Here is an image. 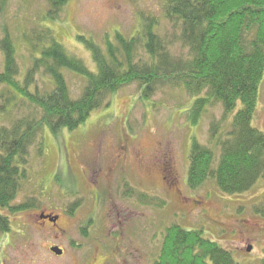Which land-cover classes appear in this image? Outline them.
I'll list each match as a JSON object with an SVG mask.
<instances>
[{
  "label": "rangeland",
  "instance_id": "obj_1",
  "mask_svg": "<svg viewBox=\"0 0 264 264\" xmlns=\"http://www.w3.org/2000/svg\"><path fill=\"white\" fill-rule=\"evenodd\" d=\"M4 1L0 71L6 28L17 50L20 80L33 63L28 41L34 36L35 42V33L42 28H50L70 54L92 69L96 63L78 40L80 35L105 49L107 37L117 43L118 32L135 36L150 15L161 17L163 35L177 32L161 16L164 0H67L56 20L46 18L49 0ZM170 52L188 54L180 42L171 43ZM65 76L71 96L78 99L85 79L69 70ZM32 82V89L38 85L42 94L53 86L39 71ZM8 93L1 85L0 108L5 109L0 110V128L9 127L12 120L41 116L38 107ZM194 102L184 89L170 86H161L150 100L144 99L138 83H133L108 96L107 104L75 131L55 134L46 127L37 132L27 156V179L21 180L10 208L31 199L33 205L19 212L9 207L0 210L10 221V230L0 232V264H153L165 229L174 223L202 231L205 238L230 250L236 264H263L264 179L241 195L223 194L213 178L195 189L188 186L194 137L213 149L218 161L220 147L211 141L210 131L224 116L222 104L216 103L194 123L188 118ZM241 105L240 101L221 124L219 137H226ZM253 125L264 132V79ZM127 186L154 198L142 202L138 195L127 193ZM161 199L166 205L156 207L154 202ZM42 213L57 215L59 220L44 221ZM51 245L64 254H53Z\"/></svg>",
  "mask_w": 264,
  "mask_h": 264
},
{
  "label": "trees",
  "instance_id": "obj_2",
  "mask_svg": "<svg viewBox=\"0 0 264 264\" xmlns=\"http://www.w3.org/2000/svg\"><path fill=\"white\" fill-rule=\"evenodd\" d=\"M66 1L49 0L46 18L59 19ZM4 2L0 0V14ZM161 16L177 32L163 35L161 17L150 15L143 19L142 28L135 36L118 32L117 43L107 37L105 49L93 39L78 36L90 50L96 69L70 54L50 28H42L40 34L35 33V42L34 36L28 41L33 63L22 80L17 77L15 43L5 28L1 41L5 62L0 71V86L5 85L9 95H20L42 114L39 118L12 120L9 127L0 128V210L10 208L19 194L21 180L27 179V156L37 132L46 127L55 134L65 129L75 131L94 111L107 104L108 96L133 83H138L141 97L148 100L161 86L184 89L195 98L188 115L194 123L202 120L208 107L222 104L224 116L210 131L211 141L220 147L219 160L213 149L194 137L189 154L190 188L195 189L213 178L223 194L241 195L264 179V132L253 125L264 79V0H164ZM46 41L47 46L43 44L40 48L39 43ZM176 42L187 48L186 58L170 52L171 43ZM65 70L85 79L78 99L71 96ZM38 71L49 77L53 85L44 94L38 85L31 87ZM240 101L242 105L234 115L231 129L225 138L219 137L221 124ZM4 109L2 105L0 110ZM127 193L131 197L138 195L142 202L154 198L143 191L135 192L130 186ZM154 203L156 207L166 205L162 199ZM32 205L31 199L10 211L19 212ZM77 206L78 201L69 212L73 214ZM88 227L87 223L83 232ZM9 230L10 221L0 213V232ZM153 264L236 262L230 250L205 238L202 231L174 223L165 229Z\"/></svg>",
  "mask_w": 264,
  "mask_h": 264
},
{
  "label": "flooded vegetation",
  "instance_id": "obj_3",
  "mask_svg": "<svg viewBox=\"0 0 264 264\" xmlns=\"http://www.w3.org/2000/svg\"><path fill=\"white\" fill-rule=\"evenodd\" d=\"M46 216H49V214H45V213H42L41 215H40V217L44 220V221H48V222H50V223H53V224H56L57 222H58V220H59V216H55L54 218H53V220H49L48 218H46ZM55 245H51L50 246V251H51V248L52 247H54ZM52 252V251H51Z\"/></svg>",
  "mask_w": 264,
  "mask_h": 264
},
{
  "label": "water",
  "instance_id": "obj_4",
  "mask_svg": "<svg viewBox=\"0 0 264 264\" xmlns=\"http://www.w3.org/2000/svg\"><path fill=\"white\" fill-rule=\"evenodd\" d=\"M50 219H52L51 217H49ZM252 250V246H249L248 251L250 252ZM52 251L57 254V255H62L63 254V249L59 248V247H53Z\"/></svg>",
  "mask_w": 264,
  "mask_h": 264
}]
</instances>
